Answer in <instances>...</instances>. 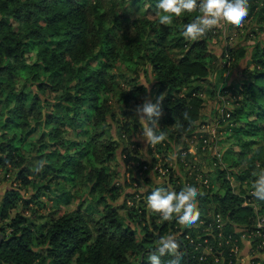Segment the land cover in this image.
<instances>
[{"label": "trees", "instance_id": "trees-1", "mask_svg": "<svg viewBox=\"0 0 264 264\" xmlns=\"http://www.w3.org/2000/svg\"><path fill=\"white\" fill-rule=\"evenodd\" d=\"M155 3L0 0V174L4 180L14 170L18 183L0 201V264H148L149 250L168 234L180 242L181 264H236L241 257L228 250L243 246L234 224L251 233L255 223L254 213L249 206L241 207L245 199L235 189L240 186L237 180L264 169V46L255 49L242 83L226 84L224 73L245 57L244 50L225 48V59L218 63L208 51L211 30L196 41L180 34L198 11L184 12L165 26L157 16L148 18V12L156 14ZM249 4L247 17L264 30V0ZM140 7H145L143 17L128 16L127 11L132 14ZM117 63L125 68L120 76L127 88L117 80ZM147 66L153 97L166 93L158 131L167 139L149 145L151 163L139 152L142 125L129 108L147 93L139 82V71ZM217 91L232 106L223 114H229L224 118L226 134L240 150L226 149L221 161L227 166L217 165L195 181V170L192 177L186 171L191 161L182 155L185 147L178 152L185 161L177 156L176 169L164 162V153L172 142L186 145L200 124L202 93L214 96ZM38 132L39 138L30 142ZM118 161L132 164L125 171L126 184L116 179ZM239 166L244 169L233 188L229 177ZM150 172L154 180H166L155 182L154 189L179 192L190 184L203 193L197 197L201 215L195 226L162 221L147 208L145 199L152 190H146L143 199L139 186ZM257 178L250 180L249 188ZM79 185L85 188L81 193L67 189ZM126 188L131 191L124 193ZM26 189L31 190L29 196ZM43 196L55 205L46 215L37 208L43 206ZM76 200L75 209L56 214L60 202ZM256 201L264 216V202ZM249 240L250 264H264V257L256 256L264 253L261 239ZM170 258L165 254L161 260Z\"/></svg>", "mask_w": 264, "mask_h": 264}, {"label": "rangeland", "instance_id": "rangeland-1", "mask_svg": "<svg viewBox=\"0 0 264 264\" xmlns=\"http://www.w3.org/2000/svg\"><path fill=\"white\" fill-rule=\"evenodd\" d=\"M144 11H145V7H140L137 11H133L132 14H130L127 11V14L128 16H131L132 18H138V17L144 16ZM148 18L154 19L156 18V14L153 15L152 12H148ZM259 26L260 25L257 24L253 18L246 17L245 21L240 27L228 25L222 21L218 26L214 27L211 30L212 31L211 36L213 38H212V41L210 42L208 51L211 52L215 56L218 63L221 60L225 59V57L222 58V52L225 48H241L245 52V57L242 60L235 63L232 67H228V71L224 73L223 77H224L226 84L234 83V85H238L240 82L242 83L243 79L246 78V76H244V72H245L246 67L248 66L251 56L254 54V51L256 48L261 49L264 46V30H260ZM33 59H34V55H30L29 61ZM216 59H215V64L217 63ZM145 69H146V72L144 73V71L142 70H145ZM145 69H141L139 71L140 73L139 82L140 84L146 87L147 93L144 94L142 97L137 98L135 102H131V104H129V108H131L132 110H134L136 105L141 104L142 100L145 97H149L152 100V102H155V98L153 97L154 92L152 90V83H153L152 75H151V72L149 71L148 66ZM114 70L117 74L120 73L118 75L119 77H117V80L120 81L121 88H125L126 86H124L125 84L124 80L122 76H120V75H123L121 73H125V68L123 67L121 63L120 64L117 63L115 65ZM211 80L215 82L214 71H213V75L211 76ZM201 97L204 100V107L202 109L201 120L199 121L200 124L198 128L195 130V132H198L197 134L199 135L201 134L200 136H198V138L200 137L202 138L203 135H205L207 138L206 139L207 143L206 144L202 143V146L200 147V151L198 150L200 143L199 144L195 143L194 148L191 149L192 155H190V159H189L191 161L190 169L193 170V172L195 170V173H194L195 178L199 180H202L203 175L212 171L213 168H215L217 165L222 167V169H224L227 166L225 161L224 162L223 160L221 161L224 151L226 149H230L234 152H238L240 150L237 146L234 145V141L232 139L227 138L228 134H226L225 127L228 124V121H226L224 118H228L229 114L224 115V117H223V114L226 110L232 107L231 104H229L225 100L226 98H224L219 93V91H217L214 96H211L209 93L205 92V93H202ZM137 119L139 120L138 116H137ZM139 122L141 123L140 120ZM141 125L143 124L141 123ZM113 127L111 129L112 134L114 133ZM142 132H143V127L141 128V132L139 136L137 137V140L138 142H140V146H141V148L139 149V152L142 154V156L144 157L146 161L151 163V158L149 156V151H148V147L150 146L145 141V138L143 137ZM194 134L192 138L196 136ZM38 138H39V132L37 134H34L32 139H30L29 141L34 142ZM79 139H83V136L80 135ZM183 147L188 148L189 143H186V145H184V144H181L180 142H172V145L170 146L169 150H167V152L164 153V157H165L164 162H167L169 166L176 169L177 168V156H180L181 162L185 161L184 157L178 153L181 149H183ZM117 153L119 154V150ZM213 159L217 161H214ZM34 161L33 163H36V161L35 162ZM128 165L131 166L132 164L126 165V163L122 164V162L118 161L117 164L115 165L116 166L115 169L118 171V175L116 179L118 180V182L122 184H126V179L129 180L128 178L129 174L125 173V171L128 170L129 168ZM235 169H236L235 171L237 172L235 175L236 177L231 174L229 177L231 186L233 188H235V186L237 185L235 183L237 180V177L240 176V174L242 173L241 170H243L244 168H242V166H239L238 168H235ZM256 173L258 174L259 172L256 171ZM149 174H150L149 175L150 178L147 180H144V178L141 177L142 183H140L139 190L142 192L141 198L143 199L145 198L144 193L146 192V190L154 189V187L156 186L155 182H160V184H162L163 182L166 181L165 178L164 179L157 178L156 180H154V177H153L154 173L150 172ZM255 177H257V175H253L247 180H243V181L237 180L240 183V186H238L235 190L237 192V195H239L240 198L245 199L242 202V205H241L242 208L249 206L251 208L252 213H254L255 211H258L259 213V208H258L259 205L256 199L254 198V196L252 195L253 189L249 188L248 186V184L250 183V180H252ZM2 178H3V174H0V201L3 199V197L5 196V193L8 190H10L11 188H16L18 185V183L14 179V170H10L7 173L6 178L4 180ZM77 186H75L74 188L67 186V189L71 193H75V192L81 193L84 191L85 188H83V186L81 185H79V187ZM129 191L131 190L129 188H126L124 193L129 192ZM26 192L28 193L26 196H29L31 194L30 189H26ZM123 200H124V194L117 203L121 205ZM40 202L42 203L43 206L41 208L37 207L38 214L46 215L49 213V211L54 210L55 205L51 198L43 196L40 199ZM76 205H77V200L73 201V203L69 205L68 204L64 205V202H60L58 205L59 208L56 214L61 215L65 212L71 211L75 209ZM32 207H35V205H32ZM19 209L20 207L12 211L11 216H13L16 212H18ZM27 214L28 213H25V216H27ZM121 214H124V212H121ZM234 227L237 232H241L242 229H239L240 226H237L234 224ZM242 244L243 246L241 247L242 249L240 250V252H241V256L243 257L242 258L243 264H250V259H251L249 255V250H250V245H251L250 240L245 239ZM256 256L263 258L264 254H256Z\"/></svg>", "mask_w": 264, "mask_h": 264}, {"label": "clouds", "instance_id": "clouds-1", "mask_svg": "<svg viewBox=\"0 0 264 264\" xmlns=\"http://www.w3.org/2000/svg\"><path fill=\"white\" fill-rule=\"evenodd\" d=\"M249 0H156L155 9L158 22L169 26L174 17L182 13L198 11L200 14L180 28V34L184 39L196 41L208 31L218 26L222 21L235 27L242 26L248 16ZM166 93L161 92L155 97V102L145 97L142 103L136 105L134 111L143 124V137L149 145H156L167 139L166 133L158 131L159 120L163 115L162 102ZM187 119V113L183 114ZM43 167V162L37 171ZM257 175L252 184V195L264 202V169ZM203 193L190 184H185L179 192L168 188L158 187L146 196L147 208L158 214L162 221L176 220L186 228H191L200 219L198 196ZM165 254L172 258L162 262ZM183 253L180 251V242L174 235L160 236L154 249H150L147 255L148 264H181Z\"/></svg>", "mask_w": 264, "mask_h": 264}, {"label": "built area", "instance_id": "built-area-1", "mask_svg": "<svg viewBox=\"0 0 264 264\" xmlns=\"http://www.w3.org/2000/svg\"><path fill=\"white\" fill-rule=\"evenodd\" d=\"M197 133L198 132H195L194 135H196V136H194L193 138L191 137L190 140H187V143H189V147L186 148V151L182 152V155L183 156H185V155H189V156L192 155V152H191L192 150L191 149L194 148L195 143H198V144L200 142L203 143V144H206L207 143L206 142V139L207 138L205 137V135H203L202 138L201 137L198 138V136H200L201 134L199 135ZM185 165H187V164H185ZM143 169L145 170L146 167H143ZM155 169L161 174V176H164L165 171H163L159 166H156L154 168V170ZM186 171L188 172L187 173L188 176H191L192 177L193 170L190 169V166H188V165L186 166ZM194 180L195 181H200L197 178H194ZM202 183L203 184H206L207 183V180L206 181H203ZM254 215H255V223L253 225V228H252L251 233H249L251 229L248 230V229H245L244 227H239V229H242V230H241V232H238V233H240V238H241L242 242H244L245 239H249L251 237L260 238L261 239V243H260L259 248H261V249L264 250V216L260 215L258 213V211H255L254 212ZM207 251L210 252L211 250L210 249H207ZM228 253H230V254H238L239 253L240 256H241V252H240V250L237 247L230 248L228 250ZM242 258L243 257L241 256L237 260V263L236 264H243V259Z\"/></svg>", "mask_w": 264, "mask_h": 264}, {"label": "water", "instance_id": "water-1", "mask_svg": "<svg viewBox=\"0 0 264 264\" xmlns=\"http://www.w3.org/2000/svg\"><path fill=\"white\" fill-rule=\"evenodd\" d=\"M2 240V236L0 235V241Z\"/></svg>", "mask_w": 264, "mask_h": 264}, {"label": "crops", "instance_id": "crops-1", "mask_svg": "<svg viewBox=\"0 0 264 264\" xmlns=\"http://www.w3.org/2000/svg\"><path fill=\"white\" fill-rule=\"evenodd\" d=\"M142 127H143V125H142Z\"/></svg>", "mask_w": 264, "mask_h": 264}]
</instances>
